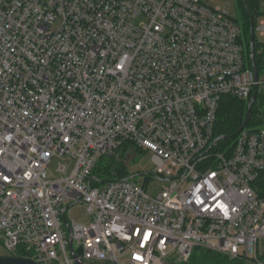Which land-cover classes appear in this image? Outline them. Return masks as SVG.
<instances>
[{
	"label": "built area",
	"instance_id": "1",
	"mask_svg": "<svg viewBox=\"0 0 264 264\" xmlns=\"http://www.w3.org/2000/svg\"><path fill=\"white\" fill-rule=\"evenodd\" d=\"M210 1L0 0V248L73 264L65 221L84 264H175L197 247L264 264V116L232 145L214 134L224 95L248 103L256 88L255 103L264 59L254 71ZM126 143L152 152L156 195L91 186ZM53 157L74 165L50 171ZM76 203L87 223L64 218Z\"/></svg>",
	"mask_w": 264,
	"mask_h": 264
},
{
	"label": "trees",
	"instance_id": "2",
	"mask_svg": "<svg viewBox=\"0 0 264 264\" xmlns=\"http://www.w3.org/2000/svg\"><path fill=\"white\" fill-rule=\"evenodd\" d=\"M246 5L249 9L250 15L253 18V25L256 24V19L260 14L258 12L259 1L257 0H245ZM238 4L241 10L242 23L240 25L241 35L240 40L245 44L246 55L249 54V35H250V19L245 11L243 1L238 0ZM263 14V13H262ZM235 20V19H234ZM236 21V20H235ZM264 59V45L262 42L258 41L256 36H254V62L260 71L262 60ZM260 103H256L259 100ZM264 102V92L257 94V99L255 103L251 106L250 113L251 119L255 113L264 116L263 102ZM247 101L232 97L230 95H224L221 98L214 125V134L216 136H226V141L234 139L236 131L241 127L246 109ZM131 144L126 143L116 152L114 158L106 157L102 155L95 167L91 172V186L97 187L101 186L111 180L126 179L131 174L128 171L127 165L122 161L125 157V153L130 148ZM125 151V153H124ZM79 254V251H77ZM9 255L16 257L29 258L32 256L31 252L26 251L23 247H18L14 252ZM258 258L261 262H264V256H259ZM175 264H256L248 262L244 259H231L226 255L221 253L197 247L193 250L190 258L187 261L177 262Z\"/></svg>",
	"mask_w": 264,
	"mask_h": 264
},
{
	"label": "rangeland",
	"instance_id": "3",
	"mask_svg": "<svg viewBox=\"0 0 264 264\" xmlns=\"http://www.w3.org/2000/svg\"><path fill=\"white\" fill-rule=\"evenodd\" d=\"M210 5L222 9L226 8L227 11L230 13V16L236 20L237 24L239 26L241 25L242 17H241V10L238 4V0H211ZM258 12L260 14L258 15L257 19L262 15V13H264V1L259 2ZM255 36L258 41L262 43L264 42V36H261L258 33H255ZM245 49L246 48L244 44V50ZM245 55H246V50H245ZM261 92H264V87H261L259 89L258 93ZM256 103L258 104L260 103V97ZM263 109H264V102H263ZM232 143L233 140H230L226 145H232ZM124 156L125 157H123L122 161L124 162L125 165H127L129 173L131 175H134L131 178V180L140 186H144L146 192L149 195L151 196L156 195L160 191L161 187L166 184L167 182L166 180L160 179L150 174V172L154 167L152 163V152L131 148L127 150ZM64 161L68 162V170L70 171L74 165V161L59 157L52 158V160L48 165V169L50 171L55 172V168L57 164L59 162H64ZM145 181H148V183H145ZM64 218L69 220L71 219L79 223H87L89 220V215L83 204L76 203L70 207V210L64 212ZM9 254H10L9 252L0 248V255H9ZM263 254H264V250L261 248L259 256H264Z\"/></svg>",
	"mask_w": 264,
	"mask_h": 264
},
{
	"label": "water",
	"instance_id": "4",
	"mask_svg": "<svg viewBox=\"0 0 264 264\" xmlns=\"http://www.w3.org/2000/svg\"><path fill=\"white\" fill-rule=\"evenodd\" d=\"M242 1H243V5H244V8H245V11H246V13H247V15H248V17L250 19L249 54H248V56H249V58L251 60L252 68L254 69V71H256L255 63H254V60H253V58H254V36H255V34H254V25H253L254 21H253L252 16L250 15V12H249V9H248V7L246 5L245 0H242ZM256 93H257V89L255 88L254 89V93L252 95V98H251L250 102H248V104H247V109H246V113H245V117H244L243 123H242L241 127L236 131V133L239 132V130L243 126H245L247 124V122L249 121L250 109H251L252 102L256 98ZM217 139H222L223 140V139H226V136H219V137H217L215 139V141ZM105 156L114 158L116 156V151L112 152V153H106ZM133 176L134 175H131L127 179H131ZM69 206H64L61 209V213H63L65 210H67V208ZM64 224H65V229H66V232H67V235H68V250H69V252L71 254V257L73 259V264H84L79 259L77 253L73 249L71 229H70L69 225L65 221H64ZM0 264H40V263L34 261L31 258L16 257V256H13V255H0Z\"/></svg>",
	"mask_w": 264,
	"mask_h": 264
}]
</instances>
